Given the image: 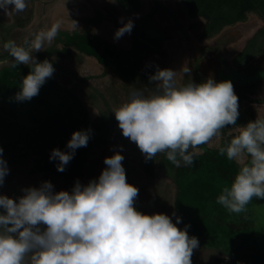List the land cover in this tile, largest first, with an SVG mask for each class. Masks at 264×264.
<instances>
[{
  "label": "rangeland",
  "instance_id": "1",
  "mask_svg": "<svg viewBox=\"0 0 264 264\" xmlns=\"http://www.w3.org/2000/svg\"><path fill=\"white\" fill-rule=\"evenodd\" d=\"M26 3L20 15L0 9V61H10L0 64V147L9 168L0 195L17 199L21 189L38 188L44 181L55 192H71L77 181L87 185L98 179L107 167L104 159L118 152L124 156L127 183L139 189L135 208L145 215H168L173 223L181 217V230L190 225L189 237L199 241L192 264H264V199L253 198L240 214L215 202L242 166L226 153L221 156L219 148L248 122L264 119V16L252 11L246 21L218 30L206 18L192 17L186 0ZM121 19L132 20L134 28L115 40ZM58 22L56 38L33 54L39 62L53 64L52 78L31 101L16 102L13 97L31 66L11 67L4 43L23 45ZM157 68L177 72L178 85L203 83L210 76L217 83H236L239 113H251L250 119L224 128L219 138L200 146L191 166L177 168L165 154L146 161L122 135L113 110L128 101L133 88L150 92L154 85L149 77ZM186 68L190 73H184ZM89 129L87 147L78 148L65 171L58 172L59 161L49 159L52 150L68 153L72 134Z\"/></svg>",
  "mask_w": 264,
  "mask_h": 264
},
{
  "label": "clouds",
  "instance_id": "2",
  "mask_svg": "<svg viewBox=\"0 0 264 264\" xmlns=\"http://www.w3.org/2000/svg\"><path fill=\"white\" fill-rule=\"evenodd\" d=\"M9 6H13L9 11ZM26 0H0V9L8 15L24 13ZM119 28L114 39L131 34L134 22ZM76 28V22L73 21ZM60 29L59 22L41 30L23 45L9 40L4 49L11 67L31 66L22 79L16 102L31 101L52 78L55 69L45 59L33 55L45 43H51ZM5 59L0 64H9ZM190 73V69H184ZM177 72L157 68L149 77L154 87L133 88L129 99L113 110L122 135L134 142L145 160L165 154L173 166H191L202 145L221 136L227 126L237 124L238 96L231 81H176ZM91 130L76 131L67 143L68 153L53 149L50 161L58 160L57 171L64 172L75 151L87 147ZM191 149V151H190ZM242 165L231 187H224L216 204L229 213L246 211L253 198L264 199V119L250 121L239 129L219 154ZM250 157L245 164V158ZM124 156L118 152L104 159L107 166L98 179L87 185L77 181L71 192L54 191L44 181L37 187L21 189L17 199L0 195V264H192L193 250L199 247L196 237H189L165 214H142L135 208L139 189L128 184L122 166ZM9 174L0 147V186ZM175 216V213H173Z\"/></svg>",
  "mask_w": 264,
  "mask_h": 264
},
{
  "label": "trees",
  "instance_id": "3",
  "mask_svg": "<svg viewBox=\"0 0 264 264\" xmlns=\"http://www.w3.org/2000/svg\"><path fill=\"white\" fill-rule=\"evenodd\" d=\"M186 3L192 17H204L212 28L219 26L218 30L246 21L252 11L264 16V0H186ZM208 34L214 32L208 30Z\"/></svg>",
  "mask_w": 264,
  "mask_h": 264
},
{
  "label": "flooded vegetation",
  "instance_id": "4",
  "mask_svg": "<svg viewBox=\"0 0 264 264\" xmlns=\"http://www.w3.org/2000/svg\"><path fill=\"white\" fill-rule=\"evenodd\" d=\"M231 83H232V81H231ZM232 84H236V83H232ZM247 91V90H246ZM246 91H243V94H245V93H247V96H250V93H248V92H246ZM248 100H249V97H248ZM240 115H239V117H238V120H237V122H247L248 121V118L250 119V115H251V113L248 115V114H246L247 113V111H240ZM245 114V116H243ZM228 127V126H227Z\"/></svg>",
  "mask_w": 264,
  "mask_h": 264
}]
</instances>
